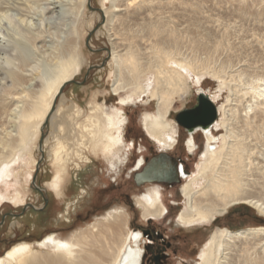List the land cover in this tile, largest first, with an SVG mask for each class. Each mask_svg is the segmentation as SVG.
Instances as JSON below:
<instances>
[{
	"label": "bare ground",
	"instance_id": "6f19581e",
	"mask_svg": "<svg viewBox=\"0 0 264 264\" xmlns=\"http://www.w3.org/2000/svg\"><path fill=\"white\" fill-rule=\"evenodd\" d=\"M65 1L70 27L64 30L60 25L57 29L48 27L42 18L34 21L36 19L29 15L39 5L47 12H54V0H0V23L3 19L9 20V28L3 31L9 47L4 44L1 47L6 48L0 47L4 55L0 57L3 59V73L0 74V208L9 202L20 206L27 200L36 164V142L42 125L51 114L54 120L61 115L54 125L55 129H62L63 135H56V168L48 185L56 195L62 196L72 154L86 162H91L90 152L96 157L101 156L111 170H121L128 164L134 146V142L125 139L129 121L124 111L128 105L145 98L149 100L148 104L156 100L155 112L143 116V128L161 153L174 149L179 142V130L170 119L172 110L196 88V94L204 92L217 106L218 117L212 127L197 128L185 140L190 154L199 149L195 133L204 132L206 144L193 171H189L184 163L176 166L179 180L183 181L181 193L186 199V206L176 217L178 226L211 225L231 206L240 203H248L264 215V199L251 195L244 183L246 171L253 165L252 148L246 146L244 132L263 126L264 75L257 72L253 76L246 75L235 67L238 62L235 64L233 58L217 64L215 56L232 49L228 48V43V46L212 45L200 39L197 45L206 51L205 56L194 50L184 52L183 35L173 24L175 20L162 11L170 8L173 0H110V6L106 2L103 4L107 6L106 28L113 45L111 76L120 106L108 109L94 98L88 110L72 102L67 111L59 114L54 108L62 87L75 80L83 69L81 38L88 3V0ZM180 1L183 7L187 4ZM88 23L92 28V22ZM48 36L52 38L49 45L46 44ZM206 74L219 80L220 91L230 87L235 99L228 98L227 103L219 105L220 95L204 87ZM231 81L235 82L233 87ZM65 101L63 98L61 104ZM247 107L257 109L255 117L258 121L247 118ZM245 110L247 115H243ZM66 148L71 151L63 155ZM76 165L80 168V163ZM135 165V172L142 171L145 158H139ZM159 166L171 171L175 165L165 155L154 164V167ZM82 191L85 193V189ZM162 192L159 183L136 196L145 220L164 219L168 215L169 208ZM72 205L73 202L67 203L66 216L73 210ZM130 220L131 214L126 208L110 207L97 214L89 225L65 237L51 233L36 243L15 244L0 257V264H142L148 243L140 229L130 227ZM234 255L240 262H232L236 258L232 260ZM197 264H264V226L238 230L216 227Z\"/></svg>",
	"mask_w": 264,
	"mask_h": 264
},
{
	"label": "rangeland",
	"instance_id": "374dc122",
	"mask_svg": "<svg viewBox=\"0 0 264 264\" xmlns=\"http://www.w3.org/2000/svg\"><path fill=\"white\" fill-rule=\"evenodd\" d=\"M54 1L56 2L55 5H52L54 12H47V9L39 5L38 8L32 9L29 15L36 19L34 21L42 18L48 27L54 26L53 29H57V26L60 25L65 30L66 27H70V15L66 14L67 7L65 6L67 2L65 0L63 2L61 0ZM173 1L170 8L162 11L167 15H172V19L175 20L173 24L183 35L184 52L194 50L205 56L206 51L197 45V40L200 39L210 42V44L222 43V46L224 44L228 46V43L230 45L228 48L232 49L219 52L215 56L217 64H220L223 59L233 58L235 64L238 62L235 67L245 74L247 73L246 75L253 76L257 73L264 75V0H187L188 2L184 0L187 3L184 7L180 4V0ZM104 2L107 3V6L111 4L110 0H88L84 15L86 24L81 38L84 50L83 69L75 80L62 87V93L58 96L54 108V110H59V114L67 111L72 102H76L88 110L89 104L94 98L108 109L120 106L118 104L119 96L114 93V82L111 76L113 70L111 64L114 62L113 45L106 28L105 9L107 6H104ZM50 15H54V18H50ZM88 22H92V28L88 27ZM6 28H9V20L3 19L0 23V47L3 44L9 47L8 38L3 34ZM220 38L225 41H221ZM46 40L48 41L46 44L49 45L52 40L51 36H48ZM246 42L252 45L249 46ZM2 53L0 52V57L4 56ZM239 61L241 62L239 63ZM2 62L3 59L0 58V74L3 73ZM254 64L259 68L258 66L253 67ZM204 77L206 79L203 83L205 89L220 95L219 105L227 103L228 98L235 99L236 96L230 87L220 91L217 78L208 74ZM234 84L235 82L231 81L230 86L233 87ZM63 98L66 101L61 104ZM148 101L145 98L125 107L124 112L129 121L125 129V139L127 142H134L130 158L127 160L128 164L121 170H111L107 160L101 156L96 157L90 152L88 155L91 162H86L72 154L68 161L67 181L62 196L56 195L48 185L56 168L54 164V147L58 143L56 135H63L62 129L57 130L54 125L61 115L57 116L56 120L52 119V114L47 118L42 125L34 150L36 164L33 167V176L30 182L31 191L27 196V202L25 201L20 206L9 202L0 208V257L20 242L36 243L51 233L65 237L70 232L89 225L97 214H101L113 206L126 208L131 214L130 227L140 229L146 240L151 242L146 245L142 264H197L202 249L216 227L238 230L264 226V215L259 210L248 203H240L231 206L226 214L218 216L211 225L195 226V228L180 227L176 217L178 212L186 206V199L181 193L183 181L147 182L141 185L135 182V162L144 157L147 163L152 157L161 153L142 125L144 114L156 110V100L150 104ZM196 102V88H193L192 93L186 99L179 100L175 104L170 119L178 125L179 142L174 149L165 152L174 165L184 163L189 171L196 168L200 153L206 144L205 134L202 131L195 133L199 149L195 154L188 153L185 146L188 132L177 123L176 116L180 111L192 107ZM246 110L248 119L257 118L255 117L257 109L255 111L247 107ZM246 110L243 111V115L246 114ZM255 121H258V118ZM263 126L244 132L246 146L252 148L253 152L251 156L253 165L248 167L251 170L246 171L244 183L249 189L248 192L252 193L251 195L264 199ZM70 151L71 149L66 148L63 155H67ZM76 163H80V168ZM258 167H262V169ZM159 183L162 185L163 199L168 205L169 213L164 219L145 220L141 215L136 196L148 187ZM83 189H85V193H83ZM68 202H73V210L69 216H66L65 210ZM236 255L232 257V260L236 257L232 262L238 263L241 256L237 257Z\"/></svg>",
	"mask_w": 264,
	"mask_h": 264
},
{
	"label": "water",
	"instance_id": "95a60500",
	"mask_svg": "<svg viewBox=\"0 0 264 264\" xmlns=\"http://www.w3.org/2000/svg\"><path fill=\"white\" fill-rule=\"evenodd\" d=\"M217 117V106L209 99L208 95L202 92L197 94V102L192 107L186 108L177 114L176 121L187 130L189 135L197 128L208 129L212 127ZM165 155L169 156L167 153H160L148 160L142 171L135 173V182L141 185L156 181L171 183L179 181L176 164L171 171H168L163 166L154 167V164L158 163L161 157Z\"/></svg>",
	"mask_w": 264,
	"mask_h": 264
}]
</instances>
